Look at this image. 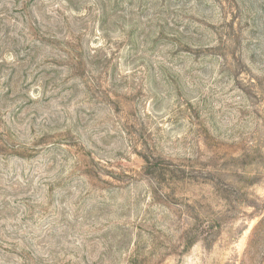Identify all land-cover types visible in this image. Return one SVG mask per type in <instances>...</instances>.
Returning <instances> with one entry per match:
<instances>
[{"label": "rangeland", "instance_id": "rangeland-1", "mask_svg": "<svg viewBox=\"0 0 264 264\" xmlns=\"http://www.w3.org/2000/svg\"><path fill=\"white\" fill-rule=\"evenodd\" d=\"M0 264H264V0H0Z\"/></svg>", "mask_w": 264, "mask_h": 264}]
</instances>
